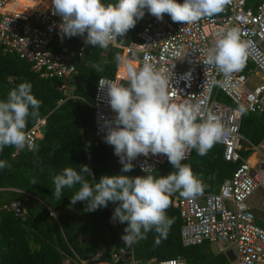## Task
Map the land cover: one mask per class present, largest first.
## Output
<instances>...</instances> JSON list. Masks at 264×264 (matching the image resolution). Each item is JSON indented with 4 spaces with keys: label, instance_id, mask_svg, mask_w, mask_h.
<instances>
[{
    "label": "built area",
    "instance_id": "obj_1",
    "mask_svg": "<svg viewBox=\"0 0 264 264\" xmlns=\"http://www.w3.org/2000/svg\"><path fill=\"white\" fill-rule=\"evenodd\" d=\"M20 10L17 0H0L1 51L25 60L40 77L60 79L58 90L66 94L76 74L73 59L82 57L86 45L80 43L74 50L70 49L67 39L78 35L62 36L61 17L52 14V4L28 13ZM231 28H239L242 38L251 43L243 70L225 75L203 61L215 42ZM135 37V41L126 45L115 41L110 46L120 48L126 60L135 61V67L142 66L145 56L150 57L158 69L170 72L169 94L174 101L199 104L204 115L211 113L226 128L234 129L216 143L221 147V158L234 166L217 190L201 193L194 199L184 198L179 192L170 198L180 219V244L190 246L206 242L216 246L215 252L225 254L231 250L234 256L231 264H264V125L256 144L239 131L243 111L259 115L264 123V82L251 89L245 85L256 73L264 79V0H256L252 6H247V0H231L223 12L188 25L151 19ZM128 55L133 58H127ZM100 78L115 82L123 78L116 74L112 78L98 77L90 104L93 144L108 148L111 145L105 142L107 129L103 124L116 113L110 107L107 86L101 88L99 85ZM218 95H222V100L217 99ZM60 102L62 99L57 104ZM44 120L45 116H39L25 129L34 143L42 137ZM19 150L14 147L10 157ZM167 160L166 155L149 154L138 156L132 163L133 168L143 173V168H147L148 173ZM115 164L122 167L116 155ZM0 209L16 217L25 214L19 200L3 204ZM49 215H53L50 210ZM123 235H118L117 245L110 249L111 264H184L180 256L163 260L136 259L132 245L125 244ZM101 252L98 249L86 259L64 254L61 264H98Z\"/></svg>",
    "mask_w": 264,
    "mask_h": 264
},
{
    "label": "clouds",
    "instance_id": "obj_2",
    "mask_svg": "<svg viewBox=\"0 0 264 264\" xmlns=\"http://www.w3.org/2000/svg\"><path fill=\"white\" fill-rule=\"evenodd\" d=\"M230 3L231 0H52V14L61 17L62 36L79 35L86 45L106 49L135 27L145 9L158 19L167 13L173 22L188 25L223 12ZM250 43L242 38L239 28H231L215 42L203 63L214 65L225 75L242 71ZM91 67L98 73L103 71L100 63H92ZM126 79L127 85L102 78L99 81L101 88L107 86L109 104L116 113L113 119L104 121V139L114 147L122 164L121 173L132 171V161L149 154L166 155L176 171L167 176L103 175L93 185L85 178L93 177L88 165L80 166L79 171L66 167L53 178V196L59 201L64 189L75 188L70 206L87 201V212L119 201L111 221L127 222L122 236L125 244L131 246L144 240L153 230L159 235V243L174 222L166 214L170 198L179 192L184 198L194 199L203 191L201 178L182 161L193 149L206 155L234 129L226 128L211 113L204 115L199 104L174 101L169 94L170 72L158 69L148 56L140 67L127 65ZM41 104L29 82L20 83L10 90L6 100H0V151L9 146L37 150L25 129L29 117H39ZM10 167L7 161L0 160V169ZM143 171L146 173L147 168Z\"/></svg>",
    "mask_w": 264,
    "mask_h": 264
},
{
    "label": "trees",
    "instance_id": "obj_3",
    "mask_svg": "<svg viewBox=\"0 0 264 264\" xmlns=\"http://www.w3.org/2000/svg\"><path fill=\"white\" fill-rule=\"evenodd\" d=\"M255 1L247 0V6H252ZM179 2L183 3V0ZM151 19L158 18L145 9L144 16L137 20L135 27L123 37H118L116 42L126 45L135 41V34ZM159 20L176 23L167 13ZM67 41L70 49L74 50L84 43V37L78 35ZM121 52L120 48L110 45L106 49L86 45L82 57L73 59L76 74L65 94L58 90L60 79L40 77L28 62L0 49V100H6L10 90L20 83L29 82L33 95L42 101L39 116H45L42 137L35 143L36 151L19 150L13 157L10 154L14 146L0 151V160L11 165L10 168L0 169V207L12 200H19L25 208L22 217L0 209V264H61L64 254L86 259L98 249L102 251L98 260L111 264L110 249L117 245L118 235L124 234L127 222L112 223L109 209L112 202L92 212L84 210L87 201L70 206L75 188L64 189V195L57 201L53 196V178L64 168L73 167L79 171L80 166L88 165L93 177L86 175L85 178L93 185L103 175L167 176L176 171L167 160L148 173L135 168L127 173H121V170L117 172L114 147L108 151L107 147L93 144V111L90 104L97 78H112L115 71L117 75L119 69L127 68L129 63L135 66V61L122 59ZM127 58L132 59L133 55ZM92 63H100L103 71L96 72L91 67ZM123 72V79L118 83L127 85V69H123ZM59 99L62 102L57 104ZM217 99L222 100V95H218ZM33 121L29 117L27 127ZM263 125L259 115L243 111L239 131L256 144L261 138ZM182 163L189 165L201 178L204 185L202 193L215 192L234 167L221 158V147L217 144L203 156L193 149L189 158ZM49 210L53 215H49ZM166 214L174 221L167 237L156 243L158 233L155 230L148 232L146 239L132 244L136 259L163 260L180 256L184 264H231L223 253L212 251L206 242L182 246L178 212L170 205Z\"/></svg>",
    "mask_w": 264,
    "mask_h": 264
},
{
    "label": "rangeland",
    "instance_id": "obj_4",
    "mask_svg": "<svg viewBox=\"0 0 264 264\" xmlns=\"http://www.w3.org/2000/svg\"><path fill=\"white\" fill-rule=\"evenodd\" d=\"M28 2H30V1H28ZM35 1H31V3L33 4L32 6L31 5H28V4H24V5H27V6H31V7H27V9L29 8V10H31V9H36L37 7H39V6H37L38 4H36V2L34 3ZM48 3L46 2V5H47ZM22 13H28V12H26V7H23L22 6ZM121 58L122 59H125V57L123 56V53H122V55H121ZM126 60V59H125ZM126 61H131V60H126ZM115 74H116V72H115ZM264 82V79L263 78H261L260 77V74L259 73H256V74H253V75H251L248 79H247V81H246V83H245V85L248 87V88H252L253 86H255V85H260V84H262ZM253 158V157H252ZM251 158V159H252ZM252 161H255V160H251V162ZM116 168V170H117V172H119L122 168H120V167H115ZM254 201V200H253ZM253 204H255V202L253 203ZM211 248L213 249V250H216V246L215 245H211ZM90 264H96V262H91Z\"/></svg>",
    "mask_w": 264,
    "mask_h": 264
},
{
    "label": "crops",
    "instance_id": "obj_5",
    "mask_svg": "<svg viewBox=\"0 0 264 264\" xmlns=\"http://www.w3.org/2000/svg\"><path fill=\"white\" fill-rule=\"evenodd\" d=\"M28 1H30V2H28ZM31 1H35L36 2V4H38L37 6H39V7H37L36 9H31V10H39V9H41V8H44V7H46L50 2H51V0H17V2L19 3V5H20V8H21V10H22V6L23 7H26V12H29V11H31V10H29V8L27 9V7H31L33 4L31 3ZM34 2V3H35ZM46 2L48 3L47 5H46ZM24 4H28V5H31V6H27V5H24ZM129 63V62H128ZM124 70L125 69H127V68H123ZM123 69L122 68H120L119 69V71L117 72V77H123V75H124V72H123ZM210 248H211V246H210ZM211 250L212 251H214L212 248H211ZM215 252V251H214ZM225 255V254H224ZM226 256V255H225ZM97 264V263H96ZM98 264H110V263H108V262H101V261H99V263Z\"/></svg>",
    "mask_w": 264,
    "mask_h": 264
},
{
    "label": "water",
    "instance_id": "obj_6",
    "mask_svg": "<svg viewBox=\"0 0 264 264\" xmlns=\"http://www.w3.org/2000/svg\"><path fill=\"white\" fill-rule=\"evenodd\" d=\"M112 148H113V146H110V147L107 148V150L110 151V150H112ZM104 155L106 156V151H104ZM105 158L108 159L107 156ZM119 203L120 202L117 201L115 204L114 203H111V205L109 206V209H110V211H111L112 214H113V212H114L117 204H119ZM225 255H226V257H227V259L229 261H232L233 258H234L233 253H232L231 250H227L226 253H225Z\"/></svg>",
    "mask_w": 264,
    "mask_h": 264
},
{
    "label": "bare ground",
    "instance_id": "obj_7",
    "mask_svg": "<svg viewBox=\"0 0 264 264\" xmlns=\"http://www.w3.org/2000/svg\"><path fill=\"white\" fill-rule=\"evenodd\" d=\"M49 4H52V0H51V2H50ZM49 4H48V5H49ZM48 5H47V6H48ZM41 9H42V8H41ZM39 10H40V9H39Z\"/></svg>",
    "mask_w": 264,
    "mask_h": 264
}]
</instances>
